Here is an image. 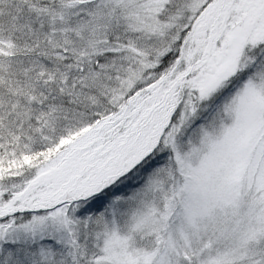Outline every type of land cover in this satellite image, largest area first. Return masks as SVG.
I'll use <instances>...</instances> for the list:
<instances>
[{
	"label": "snow or ice",
	"instance_id": "6c2138e0",
	"mask_svg": "<svg viewBox=\"0 0 264 264\" xmlns=\"http://www.w3.org/2000/svg\"><path fill=\"white\" fill-rule=\"evenodd\" d=\"M0 264H264V0H0Z\"/></svg>",
	"mask_w": 264,
	"mask_h": 264
}]
</instances>
